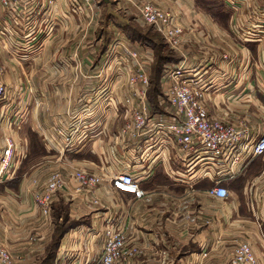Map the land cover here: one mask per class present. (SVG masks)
Segmentation results:
<instances>
[{"label":"crops","instance_id":"0c3cea01","mask_svg":"<svg viewBox=\"0 0 264 264\" xmlns=\"http://www.w3.org/2000/svg\"><path fill=\"white\" fill-rule=\"evenodd\" d=\"M46 1L50 0L37 1L32 15L23 13L24 25L45 18L50 9ZM67 1L53 0L59 14L61 8L69 11ZM115 1L127 14L135 11L137 15L130 2ZM136 1L173 13L185 29L174 52L179 59L160 70L158 87L153 86L155 70L144 63L153 53L143 44L130 43L127 35L121 38L128 47L126 54L122 49L123 56L138 51L148 86L129 84V77L139 71L135 66L102 67L110 48L105 45L120 38L103 43L98 35L87 44L78 35L73 41L61 38V46L67 48L61 47V70L43 65L36 71L39 60L50 61L49 53L26 56L32 61L27 69L33 76L58 72L61 85L56 86L57 94L55 85L38 87L34 79L27 85L31 95L27 90L26 105L21 107L27 131L21 137L18 129L12 134L18 146L23 138L25 150L16 164L15 178L0 181V245L10 251L16 264H99L105 231L117 224L127 244L141 252L134 260L117 264H231L238 242L248 243L257 264H264V157L240 152L243 142L236 146V164L234 158L206 160L198 145L195 152L187 153L168 131L175 109L167 102L172 87L167 73L185 70L205 83L211 117L245 124L249 144L264 136V0H245L237 8L235 0ZM0 24L13 30L5 39L14 47V27L6 16ZM1 40L0 59L6 54L16 59L12 50L4 51ZM75 40L85 46L75 51ZM8 67L3 66V77L9 74ZM14 69H9L11 75ZM142 91L150 118L133 135ZM52 119L61 123V151L45 144V138L55 135L50 133ZM33 136L44 145L37 148L42 156L35 161ZM77 169L105 178L133 174L144 197L116 193L108 181L91 194L78 192V184L70 178ZM54 170L65 178L67 187L56 194L51 214L45 216L35 197ZM217 187L227 188L229 198L212 195Z\"/></svg>","mask_w":264,"mask_h":264},{"label":"built area","instance_id":"2783aa9c","mask_svg":"<svg viewBox=\"0 0 264 264\" xmlns=\"http://www.w3.org/2000/svg\"><path fill=\"white\" fill-rule=\"evenodd\" d=\"M30 1L0 0V7L11 10L9 15L13 13L11 18L16 23L18 21L16 13L26 9ZM79 1L89 5L91 0H73L75 9ZM127 1L131 2L132 0ZM244 2L245 0H235V7L237 8ZM138 9L143 22L154 26L164 36L169 46L174 49L180 47L185 29L178 24L173 13L161 10L150 3L140 5ZM27 40L31 41L32 38ZM28 54H33V51L19 56L22 59H27ZM132 57L136 59L137 54H133ZM167 78L172 82L168 101L170 106L175 109V118L170 123L168 131L187 153L195 152V147L198 145L204 159L229 161L234 158L233 164H236L237 157H234L236 146H240V143L243 142L240 152L246 151L253 157H264V136L249 144L248 130L245 124L234 125L209 115L207 88L200 77L186 74L185 70L177 69L170 70L167 73ZM130 83L133 86L138 84L148 86L149 77L145 71L139 70L136 75L131 76ZM6 97L7 88L0 83V101H5ZM12 111L13 105L6 103L3 105L0 115V181L14 175H6L14 170L13 166H15L17 158L18 144L12 134L23 128L25 123L23 120L24 113L16 117V115H12ZM149 118L150 109L146 102V94L142 91L137 112L134 114L133 129L135 133L133 135L139 134L146 126ZM69 145L70 143L67 147ZM70 178L78 184V192L91 194L99 189L105 181H108L111 189L116 193L131 194L136 199L144 197V192L140 189L137 179L130 173L105 178L77 169L70 173ZM65 187H67L65 178L60 172H54L43 190L36 195L35 202L45 216L51 214L56 194ZM211 194L220 199H227L230 196L229 190L225 187L214 188ZM106 236L107 241L99 264H117L119 261H128L135 257L136 251L128 247L127 236L118 225L110 224L106 230ZM0 264H15L9 250L2 245H0ZM231 264H257L253 249L248 243L243 242L236 246Z\"/></svg>","mask_w":264,"mask_h":264},{"label":"rangeland","instance_id":"374dc122","mask_svg":"<svg viewBox=\"0 0 264 264\" xmlns=\"http://www.w3.org/2000/svg\"><path fill=\"white\" fill-rule=\"evenodd\" d=\"M37 1L39 0L30 1L26 9H23L22 11L16 13L18 16L17 17L18 21L16 23L11 18V15H13V13L9 15L10 14L9 11L11 10L0 7V20H4V17L6 16L9 23L14 27L15 34L13 36L14 41L12 42L16 43L13 47L5 39L6 36L10 35V32H13V30L4 29V27L1 26L0 24V37L3 38V40H1L2 41L1 46L2 48L4 47V51L12 50L13 52L12 56L16 57V59L12 58L10 60L9 55L6 54V55H2V58L0 59V75H1L0 83L7 87V97L5 101H0V111L3 105L9 103V105H13L12 115H16V117H18V115H22L23 113H25V111H22L21 107L26 105L27 90H28V96L31 95V92H29L27 85H29V87L31 86L30 84L32 83L31 82L32 79L36 81V85L38 87H41L42 83L55 85V93L57 94L56 86L61 85V73L42 72L40 74L33 76L32 73H30L29 70L30 68L27 69V67H29L28 63L29 62L31 63L32 61L29 60L28 58L22 59V57L19 55L27 54L30 53L31 51H33V54L41 53L42 51L44 53H49L50 61L39 60L41 64H39L38 66H34L35 69L37 68L36 71L40 72L43 65H45L44 68H49L51 69V71L53 69L61 70V47L64 50L67 49L64 48L65 47L64 45L61 46V38H63L64 41L68 39H72L73 41L75 39V36L78 35L80 41H82V43L83 41H85L86 42L85 44L89 42L90 38L98 37V35L103 37L104 39L103 43L106 41L108 42L111 41V38H114V41H116L117 38L118 39L120 38L119 41H116L114 44L112 43V45H110V43L108 45H105V47L109 46L110 48L107 49L104 55L103 58L104 61H101L102 67L116 68V67L124 66V67L132 68L133 66H135L139 70L146 71L147 69L145 70V67L140 62V55L139 53H137L138 51L130 50L128 56L126 57L123 56L122 53L123 50L124 53L126 54L125 51L128 50V47L121 38H124V36L127 35L130 38V43L134 41V43L140 46L144 45L147 48H150L151 53H153L152 55L153 57L148 59V64L147 61L146 62L144 61V63L146 67L152 66V68L155 70V75L153 76V81L155 80L153 84L154 88L155 86L158 87V78L160 76L159 74L160 70L163 69V67L169 66L168 65L169 63H173L176 61V59H179L178 56H176V54L174 53L177 49H174L171 46H169L167 40L160 32L157 31V29L154 26L145 24L141 19L140 11L138 7L140 5L143 6L144 4L149 2H140V1L132 0L131 1L132 3L131 2L130 3L136 6V8L138 9L136 15L134 13L135 11H133L131 14H127L124 11V9L121 8V6H118L119 2L115 0H111L112 3L110 4H107L110 2V0H108L107 3L105 2V0H91L89 5H85L83 2L79 1L76 9L73 6V0H68V1L66 0L67 4L70 1L69 11L61 8V14H59L57 5H55L53 0H50L48 2L46 1V3L48 4V8L50 9L48 11V14L47 13L44 14L45 18L43 20L40 19L38 22L32 20L31 22H29V24L24 25L23 13L25 14V16L30 14L32 15V9L33 7H36ZM64 5L65 4L61 5V7H63ZM91 9L94 10L95 14L92 13ZM27 19H29V17ZM95 20H99V21L98 23L96 22V25L94 26L93 23ZM109 25L114 26V28L116 29L114 30L111 29ZM31 38H32L31 41L27 40ZM79 42H76L77 46L75 51H77L78 48H81V45L82 47L85 46V44H80ZM133 54H137L136 59L132 57ZM3 56L6 57L4 58ZM37 62L38 61L34 63ZM66 64H68V62H66ZM3 66H9L6 70L8 71L9 74L8 75L5 74V77H3L4 75L2 76ZM63 66L64 65H62V67ZM82 66H84L83 63H81V67ZM11 67L15 68L12 71V75L9 72V69ZM130 78L131 76L129 77V84L131 85V87H135L130 83ZM167 102L169 101L167 100ZM171 111L172 113H174L173 110ZM55 116H57V114ZM0 120H1V116H0ZM58 124H60L59 127ZM58 124L56 123L55 119H52V123L50 125V133H55V135L53 136V138L50 137L51 140L49 139V137L45 138L46 139L45 144L50 149H52L51 147H53L54 145L57 149H60L61 151V123ZM19 131L21 137V135L25 136L27 130H25L23 127ZM57 138L59 139L57 140ZM21 139H22V145L18 146L19 149L17 151L16 163L15 166H13L14 173L16 171V164L19 161V158L21 159L23 157V151L25 150L23 144L24 140L23 138ZM30 142L32 143V148H31L32 159L34 161L40 159L42 155L39 152L36 153V150H38L37 148L44 147V145L42 144L43 142H41V140H39L35 136H33L30 139ZM19 152H21V155ZM13 171H10L6 175L8 174L13 175L14 174ZM54 172H59V171L54 170L51 174L49 173V176H47L45 179L48 181V179L51 177V175ZM13 178H15V175ZM41 190H43V188ZM106 241H107V236L105 231V242L103 245L102 255L104 253ZM240 243L241 242H238L235 245L231 255V259L233 257V253L236 246ZM128 247L136 251L135 257L128 261L122 260L119 262L128 263L134 260L135 258H137L141 253L140 250L137 249L138 247L135 245L132 246L128 245ZM13 261L15 262L14 258Z\"/></svg>","mask_w":264,"mask_h":264},{"label":"trees","instance_id":"16d2710c","mask_svg":"<svg viewBox=\"0 0 264 264\" xmlns=\"http://www.w3.org/2000/svg\"><path fill=\"white\" fill-rule=\"evenodd\" d=\"M134 39V38H133Z\"/></svg>","mask_w":264,"mask_h":264}]
</instances>
